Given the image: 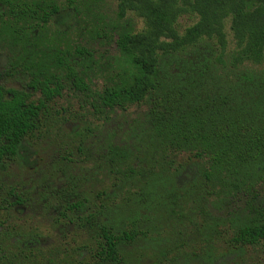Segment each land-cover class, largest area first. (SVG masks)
<instances>
[{
    "label": "trees",
    "instance_id": "obj_1",
    "mask_svg": "<svg viewBox=\"0 0 264 264\" xmlns=\"http://www.w3.org/2000/svg\"><path fill=\"white\" fill-rule=\"evenodd\" d=\"M102 1L0 0V35L36 58L27 91L0 85V160H28L40 113L64 88L100 112L148 104L145 133L158 155L150 173L160 167V175L172 177V160L186 154L202 195L249 197L245 216L214 224V235L228 250L264 248V202L255 201L264 186V0H115L112 16L102 14ZM183 16L192 23L182 26ZM109 43L115 53L97 59L96 47ZM91 73L101 80L99 90L91 87ZM108 153L112 167L124 166L117 171L125 179L135 173L121 149ZM54 193L66 199L70 221L82 219L86 201L75 183ZM138 234L97 225L98 258L115 259Z\"/></svg>",
    "mask_w": 264,
    "mask_h": 264
},
{
    "label": "rangeland",
    "instance_id": "obj_2",
    "mask_svg": "<svg viewBox=\"0 0 264 264\" xmlns=\"http://www.w3.org/2000/svg\"><path fill=\"white\" fill-rule=\"evenodd\" d=\"M99 8L103 15L112 16L115 0H103ZM130 17L140 29L141 20ZM179 20L182 26L192 23L187 16ZM224 31L232 48L229 21H225ZM31 53L0 39L1 85L25 86L29 75L21 66L28 64ZM114 53L115 46L109 43L96 47L95 54L105 61ZM89 76L92 89L99 90L101 80L93 73ZM78 94L64 88L48 105L28 138L32 152L26 162L0 163L1 262L264 264V248L228 250L212 229L214 224L226 227L228 220L243 218L249 197L228 201L202 195L197 190L196 167L186 164V154L172 160L170 170L176 173L172 177L160 175V167L155 168L156 174L150 173L158 155L145 133L149 128L148 104L100 112ZM115 147L126 154L125 164L135 170L128 174L130 178L117 171L124 166L110 165L108 151ZM70 182L76 184L78 198L86 201L78 215L82 219L76 222L60 215L61 201L54 193ZM255 201L264 202V186ZM89 212L95 214L94 222L86 220ZM101 224L139 234L131 243L118 247L115 259L101 260L96 254V227Z\"/></svg>",
    "mask_w": 264,
    "mask_h": 264
},
{
    "label": "flooded vegetation",
    "instance_id": "obj_3",
    "mask_svg": "<svg viewBox=\"0 0 264 264\" xmlns=\"http://www.w3.org/2000/svg\"><path fill=\"white\" fill-rule=\"evenodd\" d=\"M2 10H3V6L2 5H0V13L2 12ZM2 24H1V19H0V26H1ZM0 39L1 40H4L5 42H7V44H8V46H12V47H16V48H21L20 46H18V44H16V45H13L9 40H7L3 35H0ZM21 50H22V48H21ZM22 51H24V50H22ZM24 53H26V52H24ZM32 55H33V57H31L30 59H29V62H28V64L27 65H22L21 66V70L22 71H27L28 72V75L30 76V75H32L33 74V72L34 71H36L33 67L35 66V63H36V58H35V55H34V53L32 52L31 53ZM1 85V84H0ZM1 86H3V85H1ZM3 87H5V86H3ZM5 88H7V87H5ZM12 89H24V90H28L27 89V86H26V84H25V86H23L22 88H12ZM38 97V94H34V96H33V98H37ZM59 98V97H58ZM50 104V103H49ZM48 104V105H49ZM46 112V111H45ZM44 111L43 112H41L40 113V115L42 116L43 115V113H45ZM42 118V117H41ZM40 120V119H39ZM29 145V144H28ZM32 150V148L30 149V153L32 152L31 151ZM29 153V154H30ZM6 161H22V162H26V161H24L23 159H20V158H17V159H15V160H10V159H2V160H0V163H3V162H6ZM76 199V198H75ZM75 199H70L69 201L70 202H73V201H75ZM60 200V199H59ZM62 201H64V200H66V199H61ZM60 200V201H61ZM18 201H19V199H18ZM61 201V202H62ZM67 204L66 203H60V206L59 207H61L62 208V211L63 212H61L60 213V215L61 216H64V217H66V218H64L65 220H67V221H70L69 219H68V215L66 214V213H69L70 211L67 209L68 207L66 206ZM81 213V212H80ZM66 214V215H65ZM2 223L0 222V229H1V227H2ZM3 252H4V250H3ZM4 258L6 257V256H3ZM0 260H1V258H0ZM0 264H13V262H11V261H6V262H1L0 261Z\"/></svg>",
    "mask_w": 264,
    "mask_h": 264
}]
</instances>
